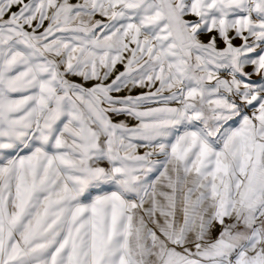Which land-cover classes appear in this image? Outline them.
I'll use <instances>...</instances> for the list:
<instances>
[{
    "label": "snow or ice",
    "instance_id": "1",
    "mask_svg": "<svg viewBox=\"0 0 264 264\" xmlns=\"http://www.w3.org/2000/svg\"><path fill=\"white\" fill-rule=\"evenodd\" d=\"M0 264H264V0H0Z\"/></svg>",
    "mask_w": 264,
    "mask_h": 264
}]
</instances>
